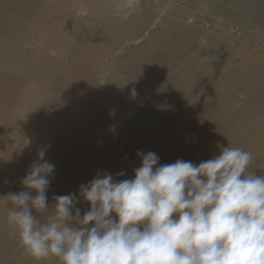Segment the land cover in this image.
<instances>
[{"label": "rangeland", "instance_id": "1", "mask_svg": "<svg viewBox=\"0 0 264 264\" xmlns=\"http://www.w3.org/2000/svg\"><path fill=\"white\" fill-rule=\"evenodd\" d=\"M115 3L0 0V264H60L26 255L7 222L42 148L41 223L54 196L90 210L80 185L98 173L134 179L137 152L198 165L229 146L264 175V0H142L123 23Z\"/></svg>", "mask_w": 264, "mask_h": 264}, {"label": "clouds", "instance_id": "2", "mask_svg": "<svg viewBox=\"0 0 264 264\" xmlns=\"http://www.w3.org/2000/svg\"><path fill=\"white\" fill-rule=\"evenodd\" d=\"M141 3L116 0L120 22ZM37 155L20 181L26 191L7 197L12 202L7 222L36 261L264 264V175L248 173L250 152L228 146L198 165L179 159L159 165L156 153L137 152L141 166L134 179L98 173L80 185L79 197L90 210L81 217L77 195L54 196V215L43 223L32 213L49 209L46 192L54 165L45 160V149Z\"/></svg>", "mask_w": 264, "mask_h": 264}]
</instances>
